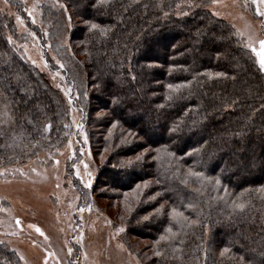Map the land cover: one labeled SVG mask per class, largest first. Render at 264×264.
<instances>
[{
    "label": "trees",
    "instance_id": "16d2710c",
    "mask_svg": "<svg viewBox=\"0 0 264 264\" xmlns=\"http://www.w3.org/2000/svg\"><path fill=\"white\" fill-rule=\"evenodd\" d=\"M60 1L71 10L70 24L63 8L46 7L43 23L64 62L58 69L77 93L70 100L81 113L80 124L89 126L91 143L109 151V187L122 194L151 180L133 217L164 205L138 224L153 234L160 253L153 263L264 264V133L258 131L264 128V72L258 52L210 14L209 0ZM13 30L11 18L0 11V103L12 117L11 127L0 129V165L62 146L68 129L70 102L9 43ZM113 93L120 103L112 102ZM95 110L105 114L93 117ZM122 139L130 143L122 145ZM143 147L150 152L141 165L119 167ZM150 192L161 195L146 203ZM173 208L187 219L176 222ZM0 264L21 261L0 244Z\"/></svg>",
    "mask_w": 264,
    "mask_h": 264
},
{
    "label": "rangeland",
    "instance_id": "374dc122",
    "mask_svg": "<svg viewBox=\"0 0 264 264\" xmlns=\"http://www.w3.org/2000/svg\"><path fill=\"white\" fill-rule=\"evenodd\" d=\"M45 7L63 8L67 22L72 21L71 10L60 0H8L7 4L0 0V11L13 22L14 30L7 34V39L12 38L10 44L70 102L67 137L60 147L0 165V202L5 203L0 207V244L14 251L21 264H154L153 234L138 224L149 220L163 204L133 217L137 201L146 189L143 183L147 181L149 185L151 180L137 183L141 184L138 192H133L137 184L122 194L109 187L113 185L110 170L114 169L107 161L109 151L91 143L89 126L80 124L81 113L70 100L77 99V93L58 69L64 62L53 47L49 26L43 23ZM258 7L264 10L252 0H219L215 5L209 0L206 9L211 15L219 13L213 16L229 23L245 45L258 52L260 62L264 58V48L259 43L264 40V17L259 15ZM70 53L81 60L85 58L78 49L71 48ZM49 61L54 63L52 69ZM93 84L86 86L88 98L92 96ZM98 113L103 112L95 110L92 116L97 117ZM11 122L9 110L0 103V129L10 128ZM89 179L91 187H86ZM81 192L86 193L84 198ZM154 194L145 196L146 203L156 200L149 199ZM178 218L183 217H173L176 222L183 220ZM119 228L125 230L118 232Z\"/></svg>",
    "mask_w": 264,
    "mask_h": 264
},
{
    "label": "snow or ice",
    "instance_id": "6c2138e0",
    "mask_svg": "<svg viewBox=\"0 0 264 264\" xmlns=\"http://www.w3.org/2000/svg\"><path fill=\"white\" fill-rule=\"evenodd\" d=\"M4 2H5V4H7L8 0H4ZM211 2H212L213 5H215V4L219 3V0H211ZM252 3H254V4H258V5H261V6H264V0H252ZM188 6L195 7V6H197V5H195V4H190V5H188ZM61 7H63V5H61ZM145 7H147V5H145ZM177 7L179 8L180 5H177ZM257 11H258V13H259L260 16L264 17V10H261V8L258 7V8H257ZM180 14H181V15H186L187 13H184V12L181 11ZM29 15H31V12H29ZM165 15H167V13H165ZM213 15H219V13H213ZM16 19H17L18 21L22 22L20 16H17ZM69 19H70V18H69ZM33 22H35V21H34V18H33ZM97 27H98V25H96V24H91V28H92V29H96ZM198 34H199V30H198ZM250 39H251V38H250ZM8 40H9V43L12 42V38H11L10 36L8 37ZM259 43H260L261 48H264V40H260ZM33 63H35V61H33ZM61 67H63V65H61ZM260 70H261L262 72H264V58H262V59L260 60ZM215 75H216L217 77H224V76H226V73L217 72V73H215ZM19 79H20V77L17 76V80H19ZM133 79H135V77H133ZM5 80H7V77H5ZM107 86H108V85H106V87H107ZM182 86H183V85H172V84H169V85H168V88H169V89H173V88H175V89H179V88L182 87ZM97 87H99V86H97ZM20 91H25V89H24L23 86L20 88ZM66 94H67V93H66ZM84 95H87V93L85 92ZM113 96H114L115 98H114V100H113L112 102L115 103V104L120 103V98H119L118 96H115L114 93H113ZM238 102H239L238 98H237V99H233V100L231 101V103H232L233 105H236ZM260 108H261V110H264V104H261ZM252 111H253V112H256L257 110H256V109H252ZM102 115H103V113H98V118H99L100 116H102ZM247 119H248V120H251L252 117L249 116ZM25 120H26L28 123H32V121H31L30 119H28V115H27V114L25 115ZM116 126H117L116 123H113V124H112V127H113V128H115ZM77 127L82 128V125L77 124ZM245 127H248L247 123L245 124ZM50 128H51V124L49 123L48 125H46V126L43 128V131H48ZM33 130L36 131L37 133H40V128L37 127V126H35V125H33ZM176 130H177V129H176L175 127L172 129V131H176ZM258 131H260L261 133H264V128H260ZM41 134H42V133H41ZM130 135H132V136H136L137 134H136V133H130ZM239 135L242 136V135H243V132L241 131V132L239 133ZM109 136H111V132H109ZM85 141H87V136H86V135H85ZM127 143H130V142H129L128 140H126V139H122V140H121V144H122V145H123V144H127ZM105 151L107 152L108 149L105 148ZM155 151L159 152L160 149H156ZM149 152H150V148L143 147V148H142V151H140L139 153H136L134 156L129 157V158H127L126 160L120 161L119 167H121V168H131V167H135V166L141 165V164L143 163V161L145 160L146 154H148ZM169 155H174V154H173V153H169ZM101 160H104V157H103V156H101ZM57 163H59V162L57 161ZM85 168H87V165H85ZM33 171H35V169H33ZM77 175H79V171H77ZM191 175L200 176L201 173H199V172H192ZM88 176L91 177V173H90V172L88 173ZM81 179H83V178H81ZM216 183L219 184L220 181L217 180ZM85 186H86V187H91V180H90V179L87 181V183H86ZM143 186H144V187H147V186H148V182L145 181V182L143 183ZM140 189H141V184H137L136 187L133 189V192H138ZM160 195H161V193H160V192H157V193H155L154 195L150 196L149 199H150V200H155L156 197H158V196H160ZM125 200H127V194H125ZM189 207H191V205H189ZM237 207H239V208L242 209V208L244 207V205H243V204H239V205H237ZM162 208H163V205H161V207L158 208L156 211H157V212H160ZM130 210H131V209L129 208V211H130ZM81 211H83V209H81ZM172 213H173L174 217H183V214L177 212V210H176L175 208L172 209ZM144 218L147 219L148 217H144ZM183 218H184L185 220L187 219V217H183ZM17 223H19V220H17ZM109 223H111V222L109 221ZM124 230H125L124 228H119V229H117L118 232H123ZM36 231H37V232H40L41 230H40L39 228H36ZM167 232H168V233H172V228L169 227V228L167 229ZM41 235H43L42 232H41ZM167 238H168V237H167V236H164V235H162V236L160 237L161 240H165V239H167ZM0 243H2V241H0ZM69 251H71V249H69ZM227 251H228V249H224V252H227ZM221 254L223 255V253H221ZM156 255H160V253L157 252Z\"/></svg>",
    "mask_w": 264,
    "mask_h": 264
}]
</instances>
